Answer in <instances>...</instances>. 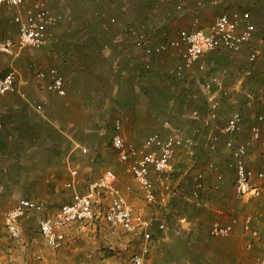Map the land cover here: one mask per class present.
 I'll use <instances>...</instances> for the list:
<instances>
[{
  "label": "crops",
  "instance_id": "0c3cea01",
  "mask_svg": "<svg viewBox=\"0 0 264 264\" xmlns=\"http://www.w3.org/2000/svg\"><path fill=\"white\" fill-rule=\"evenodd\" d=\"M157 2V0H151L154 7L151 10L149 7H146V10L144 6H141L137 13L138 19L136 16L135 19L133 18L137 22V27L143 29L144 34H138L136 38L134 37L140 50L133 49L131 52L123 45L130 36L128 37L120 32L108 31L107 29L110 26L109 20L111 17L117 19L118 23L116 25L119 28L124 23L126 14L123 13L124 8L122 5L126 3V0H25L21 8L23 13L28 10L34 11L37 7L46 8L53 14L62 17V20L56 26L47 29L50 41L42 50H44L46 61H49L51 67L58 69L64 77L67 97L63 99L65 100L63 102L66 103L62 107L66 110L70 109L72 117L80 116V108H83L85 112L95 113L93 110H96L97 107L93 109L95 106L90 104L80 105L85 101H89V99L97 100L98 97L96 96H98L100 86L103 85L105 86L107 98V103L104 106L108 110L106 116L126 118L127 116L124 117L123 112L128 109L129 95L132 93V91L129 92V89L135 86L136 96L143 101V105L141 107L135 105L134 113H132V116L129 115V118L133 120V128L131 127L133 133L129 128L125 131L129 141L135 145H140L144 140L139 141L136 136L141 119L165 117V106L158 103H171V107L169 106V109H171L169 111V115H171V134H179L176 128H180V123L176 121L184 118V115H182L183 110L180 106L183 95L175 90L178 84L173 79V74L176 77L177 66L181 63L180 49H169L171 55L164 54L163 59L157 61L158 65L154 66V70H158V74L161 77L151 80L146 75H142L140 78V71L138 70H140V66L142 67V61L144 60L143 50L148 48L140 38L144 36L145 39L151 38L152 43H161V37L168 30H171L173 32L169 33V39L174 40L179 37L180 31L193 30L195 28V19L199 21V18L195 17L196 14H193L194 7H198L190 0H162L159 10H156L159 7ZM205 2L208 6H213L220 10L228 8L227 11L219 12V14L237 11L240 15H247L249 21L255 25V32L251 42L259 44L258 50L264 55V39L260 38L264 37V0H206ZM178 4H183L182 11L176 10V5ZM17 12H19L17 9L0 6V37L16 38L17 27L13 22V18ZM210 23L206 24L205 27ZM176 25H179L177 31ZM255 39H258L259 42H255ZM134 54L137 56H134ZM14 59L0 54V77L8 70L14 69L13 66H16V60ZM250 66L251 64L249 63L246 70L251 69L252 76H247L246 70L243 69L238 72L239 80L233 85L228 84L227 87L223 86L219 77L206 76L210 79H216L218 83L210 92L204 93L206 109L204 107L200 108V111L204 113V118L200 121L198 128H191L188 134L194 138L195 146L201 151L200 161H204L208 156L207 164L212 163L214 167L211 168V171L204 173V186L201 190L202 195L199 196L203 205L199 203L196 207H188L187 210L183 207L180 211L177 210V220L171 225V239L168 237H157V229L152 226L151 228L146 226V223L142 228L143 234H127L132 236L129 238V236H121L122 230L110 228L108 225L107 227L102 225L104 223L96 221L89 223L87 230L81 228V231H78L74 228H64V243L61 249L56 251L62 250L65 255L61 256V253H58L56 257H49L44 260L39 256L38 264H80L79 255H74L70 248L77 245V238L89 235L94 238V244L103 242L105 248L112 251V253L99 254V256L94 253L87 260L89 264H98L97 259L106 255L108 256H106L107 259L104 261L109 264H116L117 261L120 262L122 259L121 250L125 253V251L133 250L134 247L139 248L142 245L148 250L146 257L151 264H224L227 255L223 253L210 254V251L207 250V240L210 237L208 231L212 225L207 229L208 222L205 221V215L213 211L218 213L222 211V209H216L210 205L211 203L207 200V197H227L229 195L228 192L230 190L226 188L225 182L229 178L228 167H230L229 162L232 163V157L230 150L225 146V142L231 140L235 145L241 144L235 141V135L225 136L220 133L221 127L227 118L234 112H240L244 119L243 129L247 128L249 131L250 126L257 123L256 117L258 115L264 116V60L260 63L258 62L255 69ZM98 69L100 72H94ZM129 70L135 71V80L133 79L136 81L135 85H132L133 80L129 82L127 79ZM246 78L249 80L243 83L242 81ZM17 90L15 93L0 97V196L5 197L7 195L9 197L11 194L13 198H16L17 188L19 187L18 195L21 196L19 199H32L30 197H36V194L31 193L32 186H35L34 183L44 182L43 187L48 190V177L53 173L49 171L50 164L48 159L52 162L55 160V154H53L55 149H48V138H44L48 136V133L52 135H55V133L57 135L58 133L61 137L64 134L46 117L39 121L31 118L32 107L30 101L41 96L37 85L34 84L26 72H18ZM222 91H225L226 95ZM245 91L253 94L254 98L245 95ZM191 95L195 94L188 93L187 98L195 100L196 98H190ZM212 97L216 98L219 104L218 118L215 121H209L208 119V110ZM88 116L90 115L87 114ZM261 127L262 135L259 141L252 140L250 134L248 135L249 141H244L248 151L247 165L257 171L264 170V121L261 123ZM166 135L164 134L163 136ZM211 135L219 136V141L214 151L209 150L208 147ZM42 140L44 142L43 145L38 143ZM93 146L96 147L97 143H93ZM203 150H206L208 155ZM174 159L179 164H186L187 161L184 158V153L181 156L177 154ZM33 175L37 177H33ZM151 177L153 180L156 179V175L153 173ZM132 180V188L130 189L129 187L128 189L126 187L128 182L118 176L116 182L118 189L122 191L127 200L132 202L136 215L137 212H140V216L144 219L155 220L152 217L157 215V212L146 208L147 204L144 201L142 202V191ZM180 180L181 178L172 181L174 186L178 185ZM69 181L70 176L66 184ZM193 183L194 185L191 186ZM134 184L137 185V188H135L136 185ZM185 184H188V182L186 181ZM189 185L184 187L185 194L177 191L174 196L178 200L189 201L190 190L195 191L194 177L193 182ZM57 190L58 188L56 187L54 189L55 193L51 195V198H58ZM261 190L263 194L264 179L261 182ZM233 192L235 193L234 186ZM36 198L39 199L36 201L42 202L46 206L52 205L56 211L62 204L66 203L59 204L58 200L40 201L41 196ZM69 201L70 198L67 202ZM103 203L107 206L108 199H105ZM29 220L26 219L22 222L29 224ZM231 221L232 219L225 224ZM250 229H252L253 234L252 242L256 243L264 235V221H256L255 226ZM23 230L25 231V226L22 232ZM145 234H149L151 239L149 240L150 236L146 239ZM202 235L204 238H202ZM195 244L203 246L201 252L198 250L192 251V247ZM170 246L171 255L165 252V249ZM117 250L120 253L114 254ZM67 254L71 255L68 257ZM230 257L232 258V256L228 255L229 261H231Z\"/></svg>",
  "mask_w": 264,
  "mask_h": 264
},
{
  "label": "rangeland",
  "instance_id": "374dc122",
  "mask_svg": "<svg viewBox=\"0 0 264 264\" xmlns=\"http://www.w3.org/2000/svg\"><path fill=\"white\" fill-rule=\"evenodd\" d=\"M157 1L159 7H157L156 10H159L160 4H162V0H157ZM190 1L195 4H197L198 1H202V6L200 8L194 7L193 10L194 11L193 14L194 15L196 14L195 17L199 18V24L202 27H205L206 24L210 23L219 14V12L228 10V8L220 10L213 6H208L207 3L205 2L206 0H190ZM150 5L152 6L151 0H126V3L122 5L124 8V11L123 10L122 11L123 13L126 14L125 15L126 19L124 23L119 28L116 25L118 22L117 19L115 18L116 19L115 22L113 23L109 22L110 26L108 25L109 26L107 28L108 31L118 32V33L120 32L123 33V35L129 37L130 35H128L127 32L125 31V27L130 26L135 28L138 34L141 35L144 34L143 29L137 27L136 25L137 22H135L134 19L135 16L138 19L137 13L139 12L141 6H144L145 9L146 7H149V9L151 10L154 7L153 6L151 7ZM20 11L22 12V9H20ZM178 29H179V25H176V31ZM172 32L173 31L168 30L165 33V35L161 37L160 42L164 40H168L170 37L169 33ZM260 38L264 39L263 36ZM140 40L145 43L146 47H148L147 48L148 51L146 52L147 49L143 50L144 60L142 61V67L140 66V70H138L140 71L139 77L141 78L142 75L144 76L146 75L149 79L155 80L157 79L156 77H161V76H159L158 70H154V66L158 65L157 61L163 59L164 54L171 55L170 53L171 51L168 50L163 53L156 54L153 52V49L159 43H152L151 38L145 39L144 36L143 38H140ZM254 41L259 42L258 39L257 40L255 39ZM253 43L254 42H250L249 44H247L243 48V50L239 53H231L229 51L222 50L219 52H214L209 54V56H207L203 60L206 66V70L204 71V73L198 72L196 70H192L188 72L185 71L183 72L182 75L180 76L176 75V77L173 74V79L178 84L176 85L177 88L175 90L179 91V93H182L183 95V100L181 101L180 106L181 109L183 110L182 115H184V118H181L179 121L178 120L176 121L177 123H180V128H176L179 134L183 135L184 137L187 136L190 137L188 131H190L191 128L194 127L198 128L200 121L204 118V113L200 111V108L202 107L206 109L205 94L201 88L204 77L217 76L221 79L223 86L227 87L228 84L233 85L235 82L239 80L240 77L238 76L239 71L243 69L246 70L248 68L249 66L248 55L250 52L256 51L259 54V58L257 62L251 65L254 67V69L256 67V64H258V62L260 63L264 60V55L258 50L259 44H253ZM123 45L128 49L129 52H131V50L133 49L140 50L133 36L127 38L126 42ZM134 56L137 55L134 54ZM14 60H16V66L15 67L13 66V68L17 71V73L23 71V73L26 72V74H29L30 79L34 82L35 85H37L40 92L41 97L35 98L33 101H30V105L32 107L31 118L39 121L40 119L43 120V118L46 117L52 122L53 125H55V127L59 131H62L64 134L61 137L58 135V133L57 135L56 133L55 135L48 133V136L44 138V139L48 138L47 141L48 149H55L54 150L55 152H53V154H55V160L52 162L50 159H48L49 160L48 163L50 164L49 171L53 173L48 177L49 179L48 190H45L46 187L44 189L43 187L44 182L34 183L35 186H32L31 193L36 194V197L41 196L40 201L58 200L59 204H62L64 202L68 203L67 200H69V198L71 200L73 193H80V194L86 193L90 181L97 178L106 169H112L115 172L116 182L118 180V176H121V179L128 182V183L126 182L127 183L126 187H128V189L130 187L131 189L132 178L130 174L127 172V164L121 163L117 160L116 155L111 148L110 138L113 132L114 122L117 119H119L122 122L124 135L128 140L129 138L127 137L125 132L126 129L129 128V130H131V132L133 133L131 129V127L133 126L132 125L133 120L129 118V115L132 116V113H134L133 111L135 110L134 107L135 105H138L139 107L143 105V101H141L140 98L136 96L135 86L129 89V92L132 91V93H130L129 95V103L127 105L128 109L123 112L124 117L127 116L126 118H122V117L112 118L106 116L108 110L105 109L104 106L107 103L106 102L107 98H106L105 86L103 85L100 86V91L98 93V96H96L98 97L97 100L89 99V101H85L80 105L83 106L90 104L95 106L93 107V109L97 107L96 110L95 109L93 110L95 111V113L85 112L83 108H80V112H79L80 116L72 117L71 110L70 109L66 110L63 109L62 107V105L66 103L63 102L65 101L63 99L67 97V93L64 97H59L55 94L49 93L44 90L43 88L44 83L38 81V79L36 78L37 71L46 70L51 67L49 61H46L44 50L24 49L19 53V55ZM145 65H148V67H145ZM179 66L180 65L177 66V69ZM94 72H100V71L98 69L95 70ZM134 72L133 70L128 71L127 79L129 80V82L134 79L135 77ZM247 80L249 79L246 78L242 82L246 83ZM135 82L136 81L132 82V85L133 84L135 85L136 84ZM188 93L195 94L196 99L195 100L188 99L187 98ZM249 94H250L249 91H245V95H249ZM151 103L155 104L153 102ZM37 104L42 105V109L39 112H37L34 108V106ZM158 104L160 105L162 104L165 106L164 107L166 114L165 117L155 118V119H148V118L141 119L139 130L136 133V136L137 138H139V141H142L149 134L154 132H158L163 135L171 134L172 132L171 115H169L170 113L169 111L171 110L169 109V106L171 107V103L163 102ZM194 111L197 112L196 117L192 116L193 115L192 113ZM87 114H89L90 116L87 117ZM248 135H249L248 129L244 128L241 133L235 135V141H237L241 145L246 146L245 142L249 141ZM43 140L39 141L38 143H41V145H43L44 144ZM93 143H97V146L92 147ZM83 148L87 150V153L82 152ZM195 149L196 151L194 158H190L183 151L178 152L177 153L178 156H181L184 153V158L187 160L186 164H179V162H177L176 159H173V161L171 162V168L168 170V172L165 175H163V177H157V176L155 177L156 179L154 180V182L156 186L157 203L146 205V208L155 210L157 212V215L152 217L155 220H150V219L146 220L142 216H140L139 214L140 212H137L136 217L140 223H146V226L150 228L152 226L157 229L158 232L157 237H161V238L168 237L169 239H171V225L174 224V222L177 220L178 211H180L183 208L184 209L186 208L185 210H187L188 207L189 208L196 207V205L197 204L199 205V203L203 205V203L200 202L199 197L197 199L190 198L192 197L191 195L195 192V191L193 192L192 190H190L189 193L190 196L189 201L178 200L174 196V194H176L177 191L185 194L184 187L190 186L189 184L193 182L195 171L201 170L204 173H206L207 171H211V169L207 168V161L209 160L207 159L208 156L205 158L204 161H200L201 151H199L197 147ZM206 150L208 151L207 148ZM206 150L203 151L208 155V152L210 151L207 152ZM229 164H231V162H229ZM71 170H76L77 176L74 180L75 184L73 188H68L65 185L68 180V177L70 176ZM228 170H229V178L225 182V186L230 190L228 192L229 195L227 197H207V200L210 201L211 203L210 205H212L216 209L218 208L222 209V211H220L219 213L214 211L210 212L209 214L205 215L206 216L205 221L208 222L207 224L208 225L207 229H208L209 226L215 223L222 225L232 219L236 221V229L233 230L232 234L226 238L220 239V238H213L210 236L209 239L207 240V250L210 251L209 252L210 254L223 253L224 255H227V257L225 258V262H227V264H256L257 258L259 256L264 255V235H262L261 238L256 243H253L252 229L245 230L242 223L244 219L248 216H250L253 220L250 228L255 226L256 221H262V222L264 221V193L261 194V196L258 199L242 198L237 196L236 193L233 192L234 170L231 165L230 167H228ZM176 172L178 173L175 174ZM33 177H37V176L33 175ZM178 178H181V180L178 183V185L174 186V183L172 181H176V179ZM186 181L188 182V184H185ZM192 185H194V183L191 184V186ZM56 187L58 188L57 190L58 198L54 199L51 198V195L55 193L54 189ZM135 188H137V185ZM119 191L125 197V195L122 193L120 189ZM18 192H19V187L17 188L16 198L15 197L13 198L11 194L9 195V197H7V195H5V197L0 196V261L2 262V264H30L31 263L30 261L35 256H41L44 260L49 257H56L58 253H61L60 254L61 256L65 255L62 252V250L56 251L50 249L44 243L39 233V223H38L39 219L48 215L49 213H54L56 211L55 207H52V205H47L44 213L36 215L33 218H30L29 224L21 221L20 224L21 229H23V227L25 226V231L23 230L22 237L20 238V240H13L10 237V235L6 232V230L3 227V215L8 209L13 207L16 201L19 199V197H21L18 195ZM186 192L188 191L186 190ZM198 194L199 196H201L202 192L199 191ZM36 197H30V198L34 200H39ZM103 201L100 205V208L102 210L106 209L107 207L103 203ZM128 201L130 202V200ZM143 201L144 199L142 200V202ZM99 222L104 223L103 221L100 220ZM161 223H165L166 229L160 230L158 228V225ZM102 225H106V224L104 223ZM88 227H89L88 224L74 223L66 227L65 229L74 228L75 230L81 231V228L87 230ZM115 229L123 231V233H121V236L122 235L129 236V238L132 237L131 235H127L131 233H128L121 228H115ZM202 238H204L203 235ZM150 239L151 236L149 240ZM77 241L78 242L76 243L77 244L76 246H74L73 248L70 247L69 248L72 250V253L74 255H79L78 257L80 260L79 261L80 264H89L87 260L94 253L97 256H99V254L112 253L111 250L105 248L103 242L94 244V238L91 235L84 236L83 238L79 237L77 238ZM143 247L144 245H142L139 248L134 247L133 250L131 249L129 251H125V253H123L124 252L123 250H121V253L119 250H117L114 254L120 253L123 255L121 261L120 262L117 261L116 264H128L131 256L136 252H140ZM202 247H203L202 245L195 244L192 247V251L198 250L199 252H201ZM165 252L171 255V246L166 248ZM71 254H67V256L69 257ZM228 255L232 256V258L230 257L231 261H229ZM106 256H103L102 258H98L97 259L98 264H109L108 262L104 261L107 259Z\"/></svg>",
  "mask_w": 264,
  "mask_h": 264
},
{
  "label": "built area",
  "instance_id": "2783aa9c",
  "mask_svg": "<svg viewBox=\"0 0 264 264\" xmlns=\"http://www.w3.org/2000/svg\"><path fill=\"white\" fill-rule=\"evenodd\" d=\"M25 0H0V6L17 9L19 12L14 16L13 22L17 27L16 38L0 37V54H4L12 59L16 58L24 49L41 50L50 41L47 29L56 26L61 20L60 15L53 14L49 9L37 7L36 10L21 12ZM197 7L202 6V2H197ZM177 11L183 10V4L176 5ZM116 19L110 18V22ZM195 28L190 31L182 30L177 39L164 40L153 49L156 54L163 53L171 48L180 49L181 63L176 70V75L180 76L185 71L196 70L204 72L206 69L203 59L205 56L222 50L231 53H239L249 44L255 32V25L251 23L247 15H240L237 11L224 12L214 18L206 27L199 24L198 19L194 22ZM125 31L128 35L137 37L135 28L127 26ZM259 58L256 51L248 55V62L253 65ZM148 67V65H145ZM246 75L251 76L252 70H246ZM38 81L44 83L45 91L59 97L66 95L64 78L58 69L50 67L46 70H39L36 73ZM18 73L15 69L8 70L0 77V97L17 92ZM218 81L204 77L201 88L204 93L210 92ZM226 95L225 91H222ZM254 98L253 94H249ZM190 98H196L191 95ZM264 104V100H263ZM37 112L41 111L42 105L34 106ZM219 104L217 99H210L208 110L209 121L218 118ZM196 117L197 112L192 113ZM257 123L249 128L252 140L259 141L262 135L261 123L264 121L263 115H258ZM244 119L240 112L232 113L224 125L221 127L222 135H237L243 131ZM219 141L218 135H211L208 143L209 150L214 151ZM195 140L191 137H184L181 134H167L163 136L158 132L149 134L140 145H135L129 141L123 131L122 122L117 119L113 125V132L110 138L111 148L119 162L127 164V172L133 181L142 191L146 204L156 202V186L152 173L157 177H163L171 168V162L178 152L183 151L190 158L195 157ZM225 146L231 152L234 170V190L237 196L242 198L258 199L261 194V182L264 179V172L257 171L247 165L248 151L244 145H235L231 140L225 142ZM87 153L86 149H82ZM214 165L207 164L211 169ZM76 170L70 171V181L66 187L73 188ZM204 172L197 170L194 172L195 192L192 199L199 197L198 192L204 186ZM108 199L106 209L102 210L100 205L104 199ZM46 205L42 202L21 198L18 202L3 215V227L13 240H20L22 237L21 221L35 217L44 213ZM103 221L110 228H121L128 233L143 234V225L136 217L133 205L120 193L116 184V174L112 169H106L97 178L90 181L88 191L84 194L73 193L70 202L62 204L60 208L52 214H48L39 219V233L44 243L53 250L61 249L65 235L63 229L74 223L89 224L96 221ZM252 218L246 217L243 227L250 229ZM236 225L232 220L228 224H214L209 229V234L215 238L229 237ZM160 230L166 229L165 223L158 225ZM145 234V238H149ZM148 250L143 247L140 252L134 253L128 264H151L146 258ZM40 257L35 256L30 264H38ZM0 264L2 262L0 261ZM256 264H264V255L257 258Z\"/></svg>",
  "mask_w": 264,
  "mask_h": 264
}]
</instances>
